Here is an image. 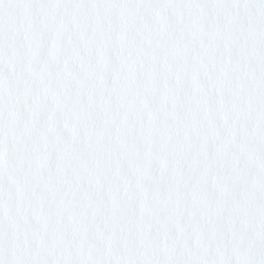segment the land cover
I'll list each match as a JSON object with an SVG mask.
<instances>
[{"label":"snow or ice","instance_id":"obj_1","mask_svg":"<svg viewBox=\"0 0 264 264\" xmlns=\"http://www.w3.org/2000/svg\"><path fill=\"white\" fill-rule=\"evenodd\" d=\"M0 264H264V0H0Z\"/></svg>","mask_w":264,"mask_h":264}]
</instances>
